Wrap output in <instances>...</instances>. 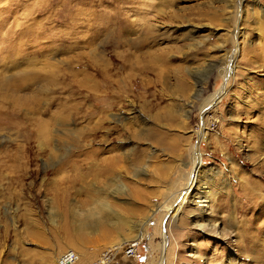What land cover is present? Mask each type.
Segmentation results:
<instances>
[{
  "label": "rangeland",
  "instance_id": "rangeland-1",
  "mask_svg": "<svg viewBox=\"0 0 264 264\" xmlns=\"http://www.w3.org/2000/svg\"><path fill=\"white\" fill-rule=\"evenodd\" d=\"M65 250L264 264V0H0V264Z\"/></svg>",
  "mask_w": 264,
  "mask_h": 264
},
{
  "label": "bare ground",
  "instance_id": "bare-ground-1",
  "mask_svg": "<svg viewBox=\"0 0 264 264\" xmlns=\"http://www.w3.org/2000/svg\"><path fill=\"white\" fill-rule=\"evenodd\" d=\"M91 61V60H90ZM88 67H90L91 69L95 70L97 73H100V77H101V82L100 80L96 81L94 80L91 75H86L85 78H84V81L85 80H89V83L92 81L93 83L89 85V89H90V93L92 95L94 94V96L96 97V100L95 101H98L100 99H102L103 95H97L99 92H97V89L98 87H100V85H104L103 87H106L108 88L111 84L112 88L113 87H116V89H120L122 88V86L125 84V81H123V83L120 82V80H115V79H111L108 74L106 73L107 70L105 69H99L100 67L94 62H91L90 65H88ZM24 79V78H23ZM6 84V83H5ZM88 86V85H87ZM110 86V87H111ZM125 88V87H124ZM222 90H219L217 91L215 94H213L211 100H210V104H214L218 99V97L220 96V94L222 93ZM120 91V90H118ZM104 92V91H103ZM107 94H110L112 96L113 99L117 98V96L114 94V93H111V91L109 92H106V95ZM98 115L100 113H102V111H97ZM101 115V114H100ZM102 122V121H101ZM100 123V120L98 118V120L95 122V124H98ZM101 124V123H100ZM101 126V125H100ZM96 127V126H95ZM96 129V128H94ZM101 149H92L90 150V154L94 155L95 157H97L98 153L100 152ZM101 163H104L103 166H101V168L99 170H101L100 172L102 173H107V174H112L114 172V169H113V160H99ZM115 163V161H114ZM100 165V164H99ZM201 165V160H200V156L198 155V153H194V159H193V170H192V175L190 177V181H189V185L187 186L186 190L182 193V196L179 198L178 202L176 203V208H174L173 211H178L181 206L186 203L187 199H186V195L190 194V191H192V189L194 188V186H196V183H197V180H198V168L200 167ZM190 190V191H189ZM189 191V192H188ZM213 207V206H212ZM212 208H210L211 210ZM179 212V211H178ZM98 213V212H97ZM97 213H93L95 215H90L89 217H84L83 220H80V223H83V225H86V226H91L92 227H99V225H103L104 222L106 221V219H108V215H104V216H100L97 218ZM175 214V213H174ZM177 214V213H176ZM215 222V221H214ZM212 222L210 228H211V232L210 233H213L215 234L216 231H215V227H216V223ZM103 223V224H102ZM104 226V225H103ZM143 231L140 230V234H139V239L143 236L142 233ZM76 261V260H75Z\"/></svg>",
  "mask_w": 264,
  "mask_h": 264
},
{
  "label": "built area",
  "instance_id": "built-area-1",
  "mask_svg": "<svg viewBox=\"0 0 264 264\" xmlns=\"http://www.w3.org/2000/svg\"><path fill=\"white\" fill-rule=\"evenodd\" d=\"M133 245L134 244H131L128 247L131 249V246ZM131 252H132L131 250H128L125 253L128 254ZM75 260H77V253H75L72 250L62 251L61 253H58L57 258H56L57 264H71Z\"/></svg>",
  "mask_w": 264,
  "mask_h": 264
}]
</instances>
